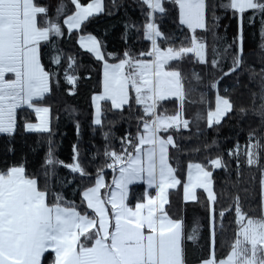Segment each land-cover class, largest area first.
<instances>
[{"label":"snow or ice","instance_id":"obj_1","mask_svg":"<svg viewBox=\"0 0 264 264\" xmlns=\"http://www.w3.org/2000/svg\"><path fill=\"white\" fill-rule=\"evenodd\" d=\"M70 3L72 10L61 2L50 15L41 0H0V134L14 138L19 126L48 137V150L37 171L29 172L24 158L0 168V264H42L46 253L51 254L47 264H190L189 243L196 249L195 264H264V40L259 39L264 38V0H138L142 20L123 22L124 49L119 52H108L103 38L87 28L106 7L107 14L114 15L113 9L119 11L123 4L116 0L108 6L104 0ZM29 6L35 9L34 21L32 12L25 11ZM173 8L178 24L187 30L179 42L161 27ZM218 12L236 21L231 38L228 26L223 34L219 32L223 15ZM245 24L257 27L258 65L246 59ZM66 33L69 39L80 33L79 49L102 66L101 87L90 96L89 127L93 132L99 127L104 140L103 151L96 148L89 156L90 161L103 158L94 173L82 159L79 139L72 147L71 162L56 156L53 109L45 103L53 84L64 87L61 69L69 86L66 94H78L80 77L72 74L76 58L65 55L57 39ZM140 40L150 47L135 49ZM45 57H49L47 65ZM185 60L202 70L183 67ZM241 76L248 83L242 84ZM226 80H233L231 87H221ZM193 81L214 92V106L209 103L206 116L197 114L194 120L216 130L204 145V151L214 148L216 154L189 162L182 181L171 150L181 151L177 134L191 127L185 112ZM245 93L248 104L237 105L233 97ZM169 100L176 105L172 114L163 107ZM101 101H110L114 110L128 106L131 111L133 103L142 109L136 131L126 129L118 138L119 149L110 142L117 139L111 129L103 130ZM25 108L30 111L18 118V110ZM66 110L76 114L75 109ZM233 113L240 120L252 116L257 123L249 125L243 146L236 139L222 148L219 129ZM73 126L79 138L78 119ZM196 132L204 134L198 126ZM7 151L14 152L10 142ZM245 166L254 172L242 190L244 198H254L258 190L259 215L245 210L240 191L231 195L227 205L221 203L223 194L215 187V170L234 171L239 185ZM59 167L74 174L69 184L76 182V175L91 182L77 185L79 204L50 187ZM105 169L113 172L110 183ZM141 182L144 191L136 196L131 186ZM181 184L185 205L201 204L198 189L204 194L205 215L194 216L190 223L186 207L180 215L168 207L170 190ZM230 213L234 219L226 225ZM229 231L232 239L222 246L220 237Z\"/></svg>","mask_w":264,"mask_h":264},{"label":"trees","instance_id":"obj_2","mask_svg":"<svg viewBox=\"0 0 264 264\" xmlns=\"http://www.w3.org/2000/svg\"><path fill=\"white\" fill-rule=\"evenodd\" d=\"M90 0H81L82 3L89 2ZM42 3L49 6L50 15H54V10L59 3H64L67 5L69 10H72L73 6L70 0H41ZM117 3L123 4V7L119 11L115 12L114 15H108V8L106 7L105 13L97 15L92 23L89 24L87 32L96 35L99 38H103L108 52H119L124 49V43L121 40V36L124 33L123 22L125 20L140 22L142 20V13L140 11V5L138 0H116ZM106 6L110 4V0H104ZM171 7V6H170ZM223 15L220 20L219 32L223 34L225 32V26L227 27L228 37L231 36L236 31V21L229 18V14L219 13ZM161 27L165 32L171 33L173 36L177 37V42L181 38L186 29L182 28L177 22V12L173 8L172 12L165 16L161 21ZM199 32V30H198ZM245 44L244 51L246 54V59L250 64L258 65V57L261 55L260 51L257 49V27H249L245 24ZM60 43L59 46L63 50L65 55H74L77 61L76 68L73 69L72 74L78 75L80 79L77 84L76 95L66 94V89L69 87L63 80V69H61V84L64 87L57 89L55 84H53L52 93L45 98V103L50 104L52 112V131L56 134L55 140L56 144V156L63 161L71 162L72 157V147L77 143L79 139L81 155L84 162L88 165V170L90 172L95 171V169L103 163V158L97 161H90L89 156L92 152L99 148L103 151L104 140L101 135V130L96 127L95 132L89 127L91 123L93 110L90 106V96L98 88L101 87V66L96 63L94 58L86 53L84 50L79 49L77 34L71 35L69 39V34H65L63 38H57ZM135 39V36H133ZM264 40V38H259ZM212 38L208 36V42L211 45ZM131 43V41H129ZM135 49L141 50L150 47V43L145 40H140L134 44ZM49 57L44 58V63L48 64ZM112 62V61H110ZM176 63V62H172ZM183 67H195L197 70H202V66L198 64L189 65L188 61L185 60L182 64ZM235 78H233L234 80ZM241 83H248L245 76H241ZM233 80H226L222 83L221 87L228 86L231 87ZM193 91L186 101V112L185 118L191 121L190 129H181L177 134V142L180 145V150H171L173 156V164L178 167V177L183 181L186 177L187 164L189 162H202L204 157L207 155H215L216 150L213 148L212 151H204V145L212 140L215 135V129H206L205 123L200 121L198 124L194 120L197 114L205 115L208 110V104L212 103L214 106V92L207 90L202 85L192 82L188 85ZM251 86V85H250ZM201 92L204 94V100H201ZM233 99L236 101L237 105L248 104L247 93L241 97L239 94L235 95ZM163 107L168 109L169 114L173 113L176 107L173 100L163 102ZM67 108L75 109L76 114H72L67 111ZM103 108V119L104 131H111L115 134L117 139L111 140L110 142L119 149L120 145L117 142L126 129L131 130L133 133L137 129L136 117L142 115V109L133 103L131 111L128 106H125L122 110L111 109L108 102H104ZM30 110L20 109L18 110V118L20 115L28 113ZM58 117V119H57ZM34 118V114H33ZM127 118V119H125ZM79 120L81 125V135L79 138L74 130L73 122L74 120ZM110 122H114V125ZM257 123L256 119L252 116H248L243 120L233 113L228 118H226L219 129V138L221 140V147L227 148L231 146L233 140L239 139L241 145L245 144V137L248 132V127L250 124L255 125ZM197 126L203 130V135H197ZM230 137V140L225 141L224 138ZM48 137L46 134L24 131L18 126L17 132L14 138H9L0 134V168L6 165H14L21 162L22 158L26 159V167L29 172H35L40 169L45 154L47 152V141ZM10 146L14 149V152H8L7 148ZM92 145L96 147L93 148ZM199 148L200 151L196 152L195 149ZM35 149V151H33ZM87 150V151H86ZM227 159V158H226ZM230 167H235V165H230ZM254 170H249L247 166L244 168V175L237 185V177L234 171L229 172L224 169L215 170V187L218 193H222L221 203L227 205L231 195L237 191H240L242 197V203L246 211H251L254 215H259V194L258 190L254 194V198L245 199L244 192L242 191L245 187L249 186L248 177L252 175ZM105 177L107 181H110L113 176V172L110 169H105ZM73 175L69 170L59 167L57 170V175L53 176L50 181V187L54 191L61 192L66 200L75 201L77 204L80 203L81 196L79 190L77 189L78 184H83L88 186L91 182L88 180L81 181L78 175L75 176V183H67L69 180H73ZM43 183V180H41ZM142 189L141 186H133L131 190L133 194L137 189ZM179 194V193H178ZM198 194L201 197V204H195L188 202L186 205L183 203L182 199L176 194H171L170 196V206L169 210L174 215H180L182 210L186 207L187 209V219L189 223L192 221L194 216L203 217L205 215L202 209V202L204 200V194L199 191ZM136 195V194H135ZM234 219V213H230L225 218V224L227 225L229 221ZM232 239V232L229 231L220 237L222 246H226L228 241ZM189 259L190 264H195V254L196 249L191 243L188 244ZM221 248L219 245L216 248V254L220 255ZM51 258V254H45L43 260Z\"/></svg>","mask_w":264,"mask_h":264},{"label":"rangeland","instance_id":"obj_3","mask_svg":"<svg viewBox=\"0 0 264 264\" xmlns=\"http://www.w3.org/2000/svg\"><path fill=\"white\" fill-rule=\"evenodd\" d=\"M90 2V1H89ZM25 11H31L32 12V19H33V21L35 20V9H32L31 8V6H29V8L28 9H25ZM80 33H77V40H78V35H79ZM101 66V65H100ZM101 79H102V66H101ZM134 95V94H133ZM104 102H108L109 103V105H110V101H101V104L103 105V103ZM111 107V106H110ZM30 132V131H29ZM186 177H187V170H186ZM186 177H185V180H186ZM106 178V177H105ZM111 179H112V177H111ZM111 179H110V181H107V179H106V182H108V183H110L111 182ZM137 184H142V185H138V186H141V188L142 189H137L136 191H135V194H136V196H139L140 194H142L143 193V191H144V188H145V185H143V183L141 182V183H137ZM103 191V190H102ZM198 192L199 191H202V190H197ZM176 194L179 198H181L182 199V194H183V186H182V184L181 185H179L178 187H177V189H174V190H170V196H171V194ZM179 193V194H178Z\"/></svg>","mask_w":264,"mask_h":264},{"label":"crops","instance_id":"obj_4","mask_svg":"<svg viewBox=\"0 0 264 264\" xmlns=\"http://www.w3.org/2000/svg\"><path fill=\"white\" fill-rule=\"evenodd\" d=\"M136 185H142V184H135L133 186H136ZM133 186H131V190L133 189ZM47 254V253H46ZM50 259V258H49ZM48 260V259H47ZM47 260H42V264H47Z\"/></svg>","mask_w":264,"mask_h":264}]
</instances>
